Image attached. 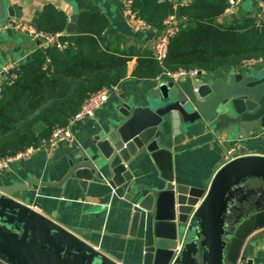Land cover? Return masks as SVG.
<instances>
[{"label": "crops", "instance_id": "crops-1", "mask_svg": "<svg viewBox=\"0 0 264 264\" xmlns=\"http://www.w3.org/2000/svg\"><path fill=\"white\" fill-rule=\"evenodd\" d=\"M171 1L175 3L177 15L181 1ZM124 2L125 0H9V4L15 7L17 22H31L36 12L51 3L65 11L69 21L73 13L80 14L89 9L100 11L109 22L104 32L109 41L114 44L120 42L121 47L131 45L153 50V38L157 30H139L125 12ZM258 3L259 0H242L237 7L229 6L217 18L218 22L232 24L246 17H254L258 23H264V14L260 15L257 11ZM74 33L66 30L61 38ZM39 47L44 45L22 32L18 24L13 29H6L0 35V71L11 62L22 64ZM136 65L137 59L134 57L129 62L127 76L110 93L108 102L96 111L95 116L76 125L72 144L60 143L54 148L36 149L0 173V183L10 184L29 179L53 183L60 181L68 171L70 161H78L79 155L83 156L87 149L94 146L96 134L107 132L112 123L121 122L120 108L125 103H130L132 108L146 105L149 91L173 79L164 73L156 78L137 80L132 76ZM262 65L264 58L253 65L215 75L203 72V76L206 79H223L229 72H250ZM210 122L212 124L214 121ZM211 124L208 126L198 122L175 132L171 122H167L161 135V145L173 153L175 182L204 188L208 192L226 162L244 155L239 150L241 147H245L246 153L249 150L256 154L264 153V129L242 140L237 126L218 133ZM235 128L234 134H230ZM234 151H237V155H233ZM124 173L126 183L115 188L107 182L94 179L83 190L78 180L72 177L62 186L36 187L19 193L18 198L22 200L39 202L41 207L38 210L43 215V220L31 225L28 240L46 249L63 250L61 258L73 254L81 260L90 261L95 258L89 251L93 247L103 254L106 264H143L144 246L151 243V237L147 233L145 215L139 223L138 234L131 236L133 206L147 193L164 189L166 181L151 153L145 149L139 150L131 158ZM227 189L221 217L222 235L226 243L229 241V234L237 229L241 219L264 210V169L247 168L232 180ZM201 221L204 233L200 232L202 236L195 249L193 248L192 255L182 257L181 252V260L174 262L172 259L169 264H208L206 220L201 218ZM145 235H148L147 239H144ZM250 236L264 237V227L253 231ZM241 261L240 259L237 264H242ZM222 264H229V260L224 257Z\"/></svg>", "mask_w": 264, "mask_h": 264}, {"label": "water", "instance_id": "water-1", "mask_svg": "<svg viewBox=\"0 0 264 264\" xmlns=\"http://www.w3.org/2000/svg\"><path fill=\"white\" fill-rule=\"evenodd\" d=\"M180 10L181 6L177 10L178 18ZM15 17V7L9 0H0V35L17 25ZM78 19L79 13L70 15L68 32L80 33ZM198 76L162 83L148 92L146 105L132 108L130 103H125L120 108L121 122L112 123L107 132L96 134L94 146L83 156L79 155L78 161H70L60 181L29 179L0 183V264H106L97 248H89L95 260L88 261L73 254L61 258L63 250L53 251L30 242L31 225L43 220L38 210L41 206L37 201L29 203L18 196L36 187L62 186L72 177L83 190L94 179L107 182L112 188L121 186L126 183L127 163L141 149L151 153L166 181L164 189L147 193L133 206L131 236L138 234L145 215L151 237V243L144 246L143 264H169L172 259L179 262L181 252L182 257L192 255L202 236L200 232L204 233L201 218L206 220L208 264H222L224 257L229 264H237L240 259L242 264H264V237L250 236L264 227V210L241 219L237 229L229 234L228 243L223 240L221 227L228 186L247 168L264 169V153L256 154L253 150L246 153L245 147H241L239 150L244 155L226 162L207 192L204 188L175 182L173 153L161 145L168 121L175 132L198 122L209 126L214 121L211 125L218 133L237 126L242 140L262 131L264 65L250 72H229L223 79H206L201 70Z\"/></svg>", "mask_w": 264, "mask_h": 264}, {"label": "trees", "instance_id": "trees-1", "mask_svg": "<svg viewBox=\"0 0 264 264\" xmlns=\"http://www.w3.org/2000/svg\"><path fill=\"white\" fill-rule=\"evenodd\" d=\"M180 10V29L171 38L162 62L153 50L109 41L104 32L108 19L100 11L83 10L77 21L80 33L61 38L55 45L39 47L15 69L13 83L0 91V157L15 155L50 138L58 126L68 124L87 97L111 88L125 79L134 57L132 76L156 78L167 71L197 68L209 75L241 68L245 59L264 56V23L246 17L220 24L218 17L229 7L228 0H191ZM132 12L151 29L161 30L165 18L176 13L171 0H132ZM67 13L46 4L31 21L47 33L65 32Z\"/></svg>", "mask_w": 264, "mask_h": 264}, {"label": "built area", "instance_id": "built-area-1", "mask_svg": "<svg viewBox=\"0 0 264 264\" xmlns=\"http://www.w3.org/2000/svg\"><path fill=\"white\" fill-rule=\"evenodd\" d=\"M181 6L188 5L191 3V0H180ZM230 7H237L240 5L242 0H228ZM125 12L129 14L130 21L142 31L146 29H151L147 22L143 21L137 17L131 10L132 0H125L124 2ZM258 14H264V0H259L257 7ZM18 27L24 33H27L32 39L39 40L45 47L52 45L57 46L60 49H63L67 46L66 42L61 41V32L57 33H47L45 31L39 30L35 24L31 22H17ZM181 20L177 17L176 13L169 14L164 21V27L161 30H157L153 38V55L159 61L166 59L168 52V47L171 41V38L179 31ZM264 56H261L258 59H245L242 62L243 67L253 65L254 63L261 62ZM18 62H11L7 64L2 71H0V91L4 83L9 82L13 83L17 77L15 69L18 67ZM242 68V67H241ZM199 70L197 68H185L178 69L176 71H167L166 74L175 80H182L186 77L199 78ZM117 89V85L109 88H103L98 91L92 92L84 103L81 105L80 109L73 115V118L70 119L68 124L64 126H58L52 132L50 138L42 140L38 146H30L25 150L18 151L15 155H8L0 157V173L8 170L12 163L17 161L20 158L27 157L36 149L41 147H51L59 145L60 143L72 144L74 142V128L80 122L92 118L95 116L96 111L104 106L110 99V93ZM35 208V207H34Z\"/></svg>", "mask_w": 264, "mask_h": 264}]
</instances>
